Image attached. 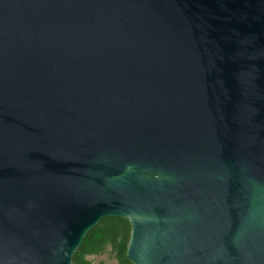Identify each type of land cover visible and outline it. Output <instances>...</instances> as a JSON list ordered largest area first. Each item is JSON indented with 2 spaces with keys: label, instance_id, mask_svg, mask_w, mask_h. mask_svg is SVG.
Listing matches in <instances>:
<instances>
[{
  "label": "water",
  "instance_id": "95a60500",
  "mask_svg": "<svg viewBox=\"0 0 264 264\" xmlns=\"http://www.w3.org/2000/svg\"><path fill=\"white\" fill-rule=\"evenodd\" d=\"M264 264V0H0V264Z\"/></svg>",
  "mask_w": 264,
  "mask_h": 264
},
{
  "label": "trees",
  "instance_id": "16d2710c",
  "mask_svg": "<svg viewBox=\"0 0 264 264\" xmlns=\"http://www.w3.org/2000/svg\"><path fill=\"white\" fill-rule=\"evenodd\" d=\"M131 235L129 222L106 218L86 237L76 252L73 264H92L91 257L112 255L118 264H131L127 259V247Z\"/></svg>",
  "mask_w": 264,
  "mask_h": 264
},
{
  "label": "rangeland",
  "instance_id": "374dc122",
  "mask_svg": "<svg viewBox=\"0 0 264 264\" xmlns=\"http://www.w3.org/2000/svg\"><path fill=\"white\" fill-rule=\"evenodd\" d=\"M92 261V264H118L112 255L106 254L99 257L89 258Z\"/></svg>",
  "mask_w": 264,
  "mask_h": 264
}]
</instances>
